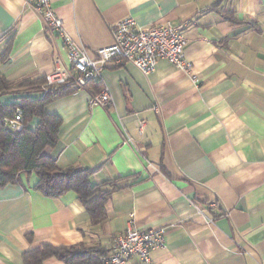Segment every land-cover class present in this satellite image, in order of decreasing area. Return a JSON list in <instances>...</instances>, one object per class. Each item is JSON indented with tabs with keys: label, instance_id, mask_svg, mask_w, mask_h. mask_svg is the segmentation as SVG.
Segmentation results:
<instances>
[{
	"label": "crops",
	"instance_id": "obj_1",
	"mask_svg": "<svg viewBox=\"0 0 264 264\" xmlns=\"http://www.w3.org/2000/svg\"><path fill=\"white\" fill-rule=\"evenodd\" d=\"M51 2L64 33L90 52L113 44L126 18L186 26L185 54L198 80L165 60L151 74L112 61L100 85L66 86L45 107L62 120L46 154L62 168L93 171V185L121 180L119 189L94 225L75 192L46 197L35 173L0 186V264H25L27 251L45 245L109 254L130 225L165 229L151 264H264V0ZM12 36L0 76L32 85L1 95L3 106L41 100L47 74L70 68L64 39L25 0H0L2 51ZM104 88L109 107H91ZM138 119L147 120L143 134Z\"/></svg>",
	"mask_w": 264,
	"mask_h": 264
},
{
	"label": "built area",
	"instance_id": "obj_2",
	"mask_svg": "<svg viewBox=\"0 0 264 264\" xmlns=\"http://www.w3.org/2000/svg\"><path fill=\"white\" fill-rule=\"evenodd\" d=\"M34 12L40 16L48 32L60 36L68 48L70 68L58 67L46 76L48 87L75 86L84 87L100 81L107 63L132 64L145 74L155 72L160 61L165 60L177 69L189 74L193 81L192 64L185 54L188 38L186 26H162L152 24L139 26L134 18L121 20L114 30V42L110 46L90 52L74 44L63 31V24L53 9L51 0H25ZM112 102L108 89L90 99L91 107L107 108ZM6 125L16 132L24 129L23 110L17 108L14 117L6 120ZM136 127L140 134L147 128V120L138 119ZM200 212L204 213L200 210ZM165 229H144L130 225L124 234L119 235L111 253L100 257L102 264H128L138 257L144 264H151V252L155 248L165 247Z\"/></svg>",
	"mask_w": 264,
	"mask_h": 264
},
{
	"label": "trees",
	"instance_id": "obj_3",
	"mask_svg": "<svg viewBox=\"0 0 264 264\" xmlns=\"http://www.w3.org/2000/svg\"><path fill=\"white\" fill-rule=\"evenodd\" d=\"M251 26L256 27V24L252 23ZM13 37L4 51L0 48V64L9 56ZM93 84L100 85V81L92 82L86 87ZM29 85H32L29 81L14 84L0 76V96ZM65 87H48L45 82V96L41 100L26 98L20 106H3L0 103V186L18 184L22 174L35 173L39 178L35 187L37 191L51 198H60L68 192H75L92 223L98 225L105 220L111 193L119 189L117 183L121 180L93 185L90 181L93 171L75 166L62 168L54 158L46 154V150L55 147L60 140L62 120L57 115L47 114L45 107L63 96ZM17 108L23 110L25 124L19 133L6 125V120L14 117ZM35 117L40 118V123L35 130H31L28 125ZM103 255L106 254L101 250L83 246L45 245L27 251L24 261L25 264H43L47 259L55 257L65 264H102L100 257Z\"/></svg>",
	"mask_w": 264,
	"mask_h": 264
}]
</instances>
